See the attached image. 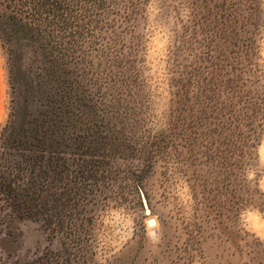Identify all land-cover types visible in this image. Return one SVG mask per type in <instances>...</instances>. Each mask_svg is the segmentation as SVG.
<instances>
[{
    "label": "rangeland",
    "instance_id": "1",
    "mask_svg": "<svg viewBox=\"0 0 264 264\" xmlns=\"http://www.w3.org/2000/svg\"><path fill=\"white\" fill-rule=\"evenodd\" d=\"M48 1L58 3L65 39L128 145L114 189L91 208L74 264H264L263 213L249 208L236 217L226 209L217 216L211 203L200 235L189 218L193 194L202 196L205 182L218 195L219 85L234 59L227 26L235 14L261 22L256 51L264 68V0ZM10 95L0 39V132ZM254 157L264 192V144ZM224 177L228 185L230 170ZM231 190L222 191L231 196ZM3 223L4 264L67 257L69 240L53 238L40 222L0 206Z\"/></svg>",
    "mask_w": 264,
    "mask_h": 264
},
{
    "label": "trees",
    "instance_id": "2",
    "mask_svg": "<svg viewBox=\"0 0 264 264\" xmlns=\"http://www.w3.org/2000/svg\"><path fill=\"white\" fill-rule=\"evenodd\" d=\"M0 1L5 3L0 39L11 86L8 119L0 132V206L70 242L66 258L52 253L51 261L44 255L26 264L78 263L91 208L114 189L128 145L65 39L64 26L56 19L58 3ZM260 25L235 14L227 26L232 27L234 59L219 85L218 195L211 196L206 182L202 196L193 194L189 218L198 235L211 203L217 216L228 209L237 217L249 208L264 214L254 157L264 144V68L256 51ZM249 173L255 178L249 179ZM229 186L231 196L222 191Z\"/></svg>",
    "mask_w": 264,
    "mask_h": 264
},
{
    "label": "bare ground",
    "instance_id": "3",
    "mask_svg": "<svg viewBox=\"0 0 264 264\" xmlns=\"http://www.w3.org/2000/svg\"><path fill=\"white\" fill-rule=\"evenodd\" d=\"M157 224L156 220L150 222V226H155Z\"/></svg>",
    "mask_w": 264,
    "mask_h": 264
},
{
    "label": "water",
    "instance_id": "4",
    "mask_svg": "<svg viewBox=\"0 0 264 264\" xmlns=\"http://www.w3.org/2000/svg\"><path fill=\"white\" fill-rule=\"evenodd\" d=\"M153 221V220H152Z\"/></svg>",
    "mask_w": 264,
    "mask_h": 264
}]
</instances>
